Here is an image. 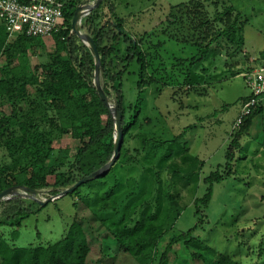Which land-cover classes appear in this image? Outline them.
Instances as JSON below:
<instances>
[{"label":"trees","instance_id":"1","mask_svg":"<svg viewBox=\"0 0 264 264\" xmlns=\"http://www.w3.org/2000/svg\"><path fill=\"white\" fill-rule=\"evenodd\" d=\"M64 2L63 18L52 33L55 49L51 59L43 64L32 65L29 59L31 48L44 45L43 37L23 32L9 37L4 20L0 19V148L6 152V158L0 160V191L15 187L33 193L50 187L51 194L56 195L102 168L114 153L115 108L122 114L124 142L119 158L108 170L61 195L69 194L75 204L81 205L64 234L56 240L16 244L18 228L33 211L31 203L42 202L32 198L27 203L26 195L22 194L2 198L0 264H114L117 260L121 264H169L170 252L180 241H184L187 248H193L192 256L201 258L205 264H244L243 259L222 253L194 235L207 217L204 211L212 198L214 182L225 177L217 170L205 176L206 190L195 198L199 221L172 236L165 249L157 252L167 225L173 224L182 210L178 193L165 185L161 168L180 152L177 147L186 130L169 138L143 133L135 152H128L125 140L138 123L141 92L135 102H127L123 75L136 60L139 90L156 79L144 77L148 66L144 37H138L125 27V19L117 13L112 0H102L84 17L79 28L89 33L97 44L104 99L96 84V55L72 26L75 9L88 1ZM231 8L222 10L219 18L223 20V15L230 14ZM240 16L238 11L228 25L211 37L206 49L194 61L205 59L207 50H212L210 45L221 37L229 43L236 39L237 33V41L242 44L244 22L238 25ZM169 20L174 24L172 17ZM5 105L11 107L9 112L4 111ZM262 110L260 103L241 126L232 131L225 154V174L241 147V138L249 133ZM65 133L82 139L83 143L74 150L66 145L56 147L55 142ZM134 166L139 167L138 174L123 175V170L127 167L132 170ZM180 171L173 169L175 174ZM50 176L53 177L51 182ZM239 244L249 248L245 240ZM106 255L112 256L107 263ZM254 264H264L262 240L258 243Z\"/></svg>","mask_w":264,"mask_h":264},{"label":"rangeland","instance_id":"2","mask_svg":"<svg viewBox=\"0 0 264 264\" xmlns=\"http://www.w3.org/2000/svg\"><path fill=\"white\" fill-rule=\"evenodd\" d=\"M112 1L117 13L124 17L125 27L144 37L143 48L148 55L144 77L156 78L139 90L136 60L123 75L127 102H135L141 92L138 123L129 131L125 148L133 154L143 133L169 138L186 130L177 147L180 152L161 168L165 185L178 193L182 210L173 224L167 225L157 252L165 249L172 236L199 221L195 198L206 190L205 176L217 170L225 177L214 182L212 198L204 211L207 217L194 235L222 253L243 259L244 264H254L258 243L264 242V97L263 110L255 117L249 133L241 138V147L227 174L225 154L242 97L250 93L244 73L264 62V0ZM229 6H232L230 14L223 15L221 20L218 14ZM238 11L241 12L238 25L244 22L241 30L244 42L238 43L237 33L233 42L221 37L210 45L212 50H207L205 59L195 62L211 37L228 25ZM171 17L174 24L169 20ZM43 39L44 45L30 49L32 65L51 59L54 38L48 35ZM3 109L9 112L11 107L5 105ZM82 143V139L65 133L55 146L66 145L74 150ZM185 147L189 149L184 150ZM5 158L6 152L0 148V160ZM176 168L180 173H173ZM123 171L125 176L136 175L139 167ZM49 181H53L52 176ZM51 196L50 187L25 196L27 203L32 198L47 201L31 203L33 211L18 228L16 244L56 240L64 234L81 203L75 204L69 194L48 200ZM241 240L248 242V249L239 244ZM192 251L184 241L175 243L169 264H205L201 258L192 256ZM111 257L106 255L104 261L107 263ZM121 263L117 260L114 264Z\"/></svg>","mask_w":264,"mask_h":264},{"label":"built area","instance_id":"3","mask_svg":"<svg viewBox=\"0 0 264 264\" xmlns=\"http://www.w3.org/2000/svg\"><path fill=\"white\" fill-rule=\"evenodd\" d=\"M64 8V0H0V19L5 22L9 37L21 32L28 36L45 37L59 28ZM244 77L250 93L241 100L232 131L241 126L264 97V62L245 72Z\"/></svg>","mask_w":264,"mask_h":264},{"label":"water","instance_id":"4","mask_svg":"<svg viewBox=\"0 0 264 264\" xmlns=\"http://www.w3.org/2000/svg\"><path fill=\"white\" fill-rule=\"evenodd\" d=\"M101 1L102 0H96V2L94 4H90V3L87 2L84 5L78 6L75 9V11H74V15H73V18H72V26H73V30L77 33V35L81 39H83V41L86 44H88L93 49V51H94V53L96 55V68H95L96 84H97V87H98V90H99L100 94L102 95V97L104 99H106V95L103 92V89H102V86H101V82H100L101 57H100V54H99V50H98L97 44L95 43V40L93 39V37L89 33L83 32L79 28V20L82 18V16L84 14H87L88 12H90L95 7H97L100 4ZM114 111L116 113L117 134H116V138H115L114 153H113L110 161L106 165H104L102 168L90 173L89 175L84 176L83 178H81L79 181H77L72 186H70L68 188H65L64 190L60 191L56 195H52L51 197H49L48 200H52V199H54V198H56L58 196L66 194L68 192H72L79 184H81L82 182H85L88 179L96 177V176L100 175L101 173L105 172L106 170H108L117 161V159L120 156L124 134H123L122 114H121V112H120V110L118 108H115ZM33 193H35V191H33ZM12 194L32 195V193H28L27 191H24L22 189L12 187V188H7V189H4V190L0 191V200L2 198H6V197H8V196H10ZM39 201L42 202V203H45L47 200H45V201L39 200Z\"/></svg>","mask_w":264,"mask_h":264}]
</instances>
